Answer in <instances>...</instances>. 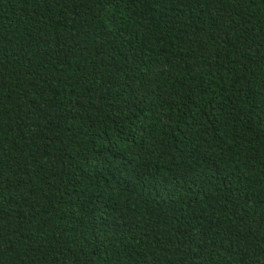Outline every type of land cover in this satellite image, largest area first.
I'll return each mask as SVG.
<instances>
[{
    "label": "trees",
    "instance_id": "obj_1",
    "mask_svg": "<svg viewBox=\"0 0 264 264\" xmlns=\"http://www.w3.org/2000/svg\"><path fill=\"white\" fill-rule=\"evenodd\" d=\"M0 264H264V0H0Z\"/></svg>",
    "mask_w": 264,
    "mask_h": 264
}]
</instances>
